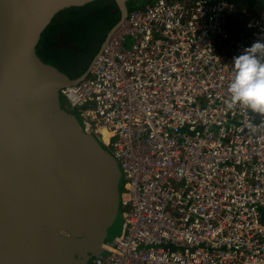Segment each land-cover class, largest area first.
Returning <instances> with one entry per match:
<instances>
[{
	"label": "built area",
	"instance_id": "built-area-1",
	"mask_svg": "<svg viewBox=\"0 0 264 264\" xmlns=\"http://www.w3.org/2000/svg\"><path fill=\"white\" fill-rule=\"evenodd\" d=\"M247 12L232 0L132 9L61 89L125 172V234L91 264H264V116L227 107L234 58L264 42V10Z\"/></svg>",
	"mask_w": 264,
	"mask_h": 264
},
{
	"label": "water",
	"instance_id": "water-1",
	"mask_svg": "<svg viewBox=\"0 0 264 264\" xmlns=\"http://www.w3.org/2000/svg\"><path fill=\"white\" fill-rule=\"evenodd\" d=\"M92 1L0 0V264H91L125 234L121 161L61 93L93 62L73 77L37 51L60 11ZM115 1L119 24L156 0Z\"/></svg>",
	"mask_w": 264,
	"mask_h": 264
},
{
	"label": "trees",
	"instance_id": "trees-1",
	"mask_svg": "<svg viewBox=\"0 0 264 264\" xmlns=\"http://www.w3.org/2000/svg\"><path fill=\"white\" fill-rule=\"evenodd\" d=\"M232 1L237 2V0ZM258 4V9H247V13L254 14L263 11L264 0ZM120 16L121 11L115 0H94L86 6L66 8L60 11L43 31L37 46L38 54L47 62L57 63L71 76H79L93 61L108 32L120 20ZM232 19L234 22L230 21L229 24L232 27L231 37L234 39L244 31V24L243 19L234 16ZM61 28L68 32L76 42L75 47L59 46L52 42L56 40ZM219 46L222 51L226 50L227 41L220 39ZM81 47H84V50H79Z\"/></svg>",
	"mask_w": 264,
	"mask_h": 264
},
{
	"label": "clouds",
	"instance_id": "clouds-1",
	"mask_svg": "<svg viewBox=\"0 0 264 264\" xmlns=\"http://www.w3.org/2000/svg\"><path fill=\"white\" fill-rule=\"evenodd\" d=\"M234 76L228 86L230 99L227 107L240 104L264 116V42L257 40L244 53L234 58ZM255 131L251 123L245 125Z\"/></svg>",
	"mask_w": 264,
	"mask_h": 264
},
{
	"label": "flooded vegetation",
	"instance_id": "flooded-vegetation-1",
	"mask_svg": "<svg viewBox=\"0 0 264 264\" xmlns=\"http://www.w3.org/2000/svg\"><path fill=\"white\" fill-rule=\"evenodd\" d=\"M263 0H237V3H238V10H241L240 12H242V10H246V9H254V10H256V9H258L257 7H258V2H262ZM234 20V19H233ZM232 20V21H233ZM231 21V22H232ZM234 22V21H233ZM118 23V22H117ZM116 23V24H117ZM116 24L113 26V28L116 26ZM112 28V29H113ZM111 29V30H112ZM110 32V31H109ZM108 32V33H109ZM107 36H108V34H107ZM107 36H106V38H107ZM42 37V36H41ZM48 38H49V36H48ZM106 38H105V40H106ZM50 39V38H49ZM105 40L103 41V43L105 42ZM52 41V40H51ZM52 42H55V44H57V45H59V46H66V47H68L69 45L70 46H72V47H75L76 46V42L70 37V34L68 33V32H66L63 28H61L59 31H58V33H57V36H56V40H53ZM102 43V44H103ZM101 47H102V45H101ZM101 47H100V49H101ZM100 49H99V51H100ZM79 50H84V47L82 48H80ZM98 51V52H99ZM98 54V53H97ZM96 54V55H97ZM95 55V56H96ZM81 57H82V55H81ZM83 58V57H82ZM95 58V57H94ZM69 60H71V58H70V56H69ZM94 60V59H93ZM50 62V61H49ZM93 62V61H92ZM92 62L90 63V65L92 64ZM89 65V66H90ZM89 66L87 67V68H89ZM86 68V69H87ZM65 71V70H64ZM68 74H70L68 71H66ZM71 75V74H70Z\"/></svg>",
	"mask_w": 264,
	"mask_h": 264
},
{
	"label": "bare ground",
	"instance_id": "bare-ground-1",
	"mask_svg": "<svg viewBox=\"0 0 264 264\" xmlns=\"http://www.w3.org/2000/svg\"><path fill=\"white\" fill-rule=\"evenodd\" d=\"M96 131L99 133V132H102V136L104 137V138H106L107 137V130L105 129V128H103V127H100V130L98 129H96Z\"/></svg>",
	"mask_w": 264,
	"mask_h": 264
},
{
	"label": "rangeland",
	"instance_id": "rangeland-1",
	"mask_svg": "<svg viewBox=\"0 0 264 264\" xmlns=\"http://www.w3.org/2000/svg\"><path fill=\"white\" fill-rule=\"evenodd\" d=\"M242 26H243V25H242ZM127 44L130 45V44H131V40H128Z\"/></svg>",
	"mask_w": 264,
	"mask_h": 264
}]
</instances>
